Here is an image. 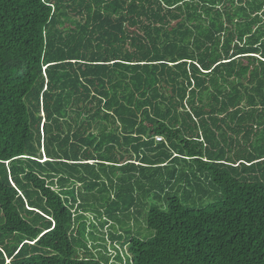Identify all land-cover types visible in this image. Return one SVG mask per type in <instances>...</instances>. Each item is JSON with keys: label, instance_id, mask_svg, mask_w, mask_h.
Segmentation results:
<instances>
[{"label": "trees", "instance_id": "1", "mask_svg": "<svg viewBox=\"0 0 264 264\" xmlns=\"http://www.w3.org/2000/svg\"><path fill=\"white\" fill-rule=\"evenodd\" d=\"M89 207L123 264H264V0H0V264H109Z\"/></svg>", "mask_w": 264, "mask_h": 264}, {"label": "rangeland", "instance_id": "2", "mask_svg": "<svg viewBox=\"0 0 264 264\" xmlns=\"http://www.w3.org/2000/svg\"><path fill=\"white\" fill-rule=\"evenodd\" d=\"M138 220L140 227L136 226L135 222L131 219L125 220L128 224L127 226L121 225L113 221L111 222L105 215L103 217L96 216L94 210L89 207L85 212L79 213L77 226L80 228L86 222L85 238L88 239L91 247L96 246L95 251L98 254L106 255L108 253L109 264H119L117 259H120L123 264L126 256L125 249L128 245L125 241L118 242L112 239L111 233H116L117 235L115 236L126 235L125 231H129L130 234H145L144 223L141 218H138Z\"/></svg>", "mask_w": 264, "mask_h": 264}, {"label": "built area", "instance_id": "3", "mask_svg": "<svg viewBox=\"0 0 264 264\" xmlns=\"http://www.w3.org/2000/svg\"><path fill=\"white\" fill-rule=\"evenodd\" d=\"M157 140H160V138H157Z\"/></svg>", "mask_w": 264, "mask_h": 264}, {"label": "clouds", "instance_id": "4", "mask_svg": "<svg viewBox=\"0 0 264 264\" xmlns=\"http://www.w3.org/2000/svg\"><path fill=\"white\" fill-rule=\"evenodd\" d=\"M46 159H45V157H44V161H45Z\"/></svg>", "mask_w": 264, "mask_h": 264}]
</instances>
